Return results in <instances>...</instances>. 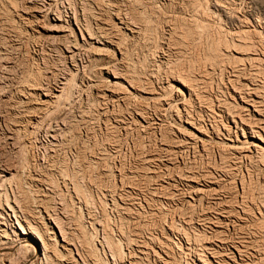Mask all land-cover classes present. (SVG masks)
I'll return each mask as SVG.
<instances>
[{
  "label": "rangeland",
  "instance_id": "1",
  "mask_svg": "<svg viewBox=\"0 0 264 264\" xmlns=\"http://www.w3.org/2000/svg\"><path fill=\"white\" fill-rule=\"evenodd\" d=\"M44 2L0 0V168L17 172L19 180L7 181L3 192L10 201L14 196L21 201L18 200V205L21 206L19 215L22 219H27L29 215L32 224L41 225L47 223V218L51 216L74 238L73 259L63 251L62 263L56 261L54 264H71L75 258L79 260L76 264H165V261L198 264L203 253L207 255L203 254V257L208 262L211 260L209 252L217 253L226 264H244L245 261V264H264V159L245 142L243 136L246 133L249 138L252 128L259 130L262 126L264 129V116L253 110L244 111L243 116L247 114L244 116L247 118L245 130H236L232 138L234 142L223 139L224 135L227 138L225 130L217 135L219 138L205 136L203 142L196 141L195 144L183 138V135L195 132L190 124L192 122L208 129L209 133L216 125L221 128V125H233L217 115L221 109L238 114L239 101L232 99L233 84L236 87L243 84L259 87L264 98V83H261L264 82V0ZM36 5L45 12L44 18L35 22L25 13L27 8ZM115 13L122 14L123 20L140 34L131 37L125 30L112 32L113 27L109 26L117 27L119 23ZM54 14L61 17V25L52 20ZM203 23H207V27L202 30L206 26ZM56 28L58 30H53ZM245 30L250 34L249 38L261 41L256 45L262 43L253 52L258 53L257 56L252 55L258 61L242 64L239 67L244 68L240 69L241 77L237 75L236 83H230L232 70L237 68L232 60L234 51H230V56L222 55L221 63L217 64L219 68H216V63L209 61L210 48L214 40L222 38L232 42L240 38ZM88 34L98 39L101 35H116L122 40L123 55L111 47H104L103 51L97 39L91 40ZM73 46L81 48L79 51L78 47L74 57L67 52ZM253 72L261 75H251ZM113 74L133 81L135 86L130 87L125 80H121L128 92L124 90L126 94L118 99H102L93 86L111 85L115 81ZM65 77L71 79V85L62 100L51 99L52 104L47 107L49 110L46 106L39 107L45 114L40 111L36 119L29 117L24 108L27 89L42 88V92L53 94V97L61 90V81ZM184 83L196 90L194 92L199 100L188 98ZM146 92L154 94L147 95ZM41 97L38 96V102L42 101ZM236 147L249 151H237ZM243 150L247 152L243 153ZM227 211L234 213L227 214ZM174 221L179 231L172 233L169 226ZM56 230L60 234L59 229ZM121 233L136 238L137 246L143 244V251L149 252L142 255L135 251L137 247L129 248ZM151 239L156 242L162 239L159 243L164 241V246L172 243L168 252L171 254H163ZM206 247L213 250L209 251ZM120 250H123L122 259L118 255ZM31 252H21L13 261L18 262L15 264L20 261L25 263L24 258L29 261L33 256ZM220 254H223L222 257ZM1 258L0 264L8 263Z\"/></svg>",
  "mask_w": 264,
  "mask_h": 264
},
{
  "label": "bare ground",
  "instance_id": "2",
  "mask_svg": "<svg viewBox=\"0 0 264 264\" xmlns=\"http://www.w3.org/2000/svg\"><path fill=\"white\" fill-rule=\"evenodd\" d=\"M14 1H16V0H14ZM29 1V0H28ZM50 1H53V0H50ZM55 1V0H54ZM67 1V0H66ZM9 2H11V1H9ZM45 2H46V0H45ZM44 2V3H45ZM64 2V1H63ZM62 2V3H63ZM197 2V1H196ZM231 2H233V1H231ZM4 3V2H3ZM49 3V2H48ZM172 3V2H171ZM223 3V2H222ZM110 4V3H109ZM209 4V3H208ZM234 4V3H233ZM12 5H14V4H12ZM16 5H17V3H16ZM49 5H52L51 3H49ZM113 5V4H112ZM230 5V4H229ZM235 5H237V4H235ZM19 6V5H18ZM58 6V5H57ZM117 6V5H116ZM115 6V7H116ZM197 6V5H196ZM202 6V5H201ZM28 7V6H27ZM48 7V6H47ZM16 7H14V9H15ZM19 8V7H18ZM237 8V7H236ZM236 8H234V10L236 9ZM43 9V8H42ZM41 8H40V6H32V7H29V8H27V11H26V13L25 14H27L28 16H29V19H32V20H34L35 22L36 21H38V20H41V19H43L44 18V12H45V10L43 11ZM110 9V8H109ZM232 9H233V7H232ZM16 10V9H15ZM18 10V9H17ZM25 10H26V8H25ZM155 10V9H154ZM196 10V9H195ZM199 10V9H198ZM205 10V9H204ZM200 11V10H199ZM24 12V11H23ZM119 12V11H118ZM154 13V12H153ZM235 13V12H234ZM162 14V13H161ZM120 15H122V14H120V13H115V18L117 19V20H119V23H117V27H116V25H114V26H109V27H113V29H111L112 30V32H113V30H115V31H119L120 32V30L119 29H121V30H125V33H127L129 36H131V37H135L136 35H138V33L140 34V32H138V30H136L135 28H133L132 26H130L127 22H125L124 20H123V18L120 16ZM135 15V14H134ZM59 16V15H58ZM57 15H55L54 14V18L52 19V20H54V22H56L57 24H60L61 25V23H62V19H61V17L59 18ZM61 16V15H60ZM69 16V15H68ZM186 16V15H185ZM207 16H208V14H207ZM24 17V16H23ZM27 17V16H26ZM64 17V16H63ZM74 17H75V14H74ZM209 17V16H208ZM69 18V17H68ZM73 18V17H72ZM76 19V18H75ZM210 19V18H209ZM208 19V20H209ZM26 20H27V18H26ZM146 20V19H145ZM194 20H196V19H194ZM29 21H31V20H29ZM65 21H66V18H65ZM76 21V20H75ZM31 22H33V21H31ZM35 22H33V23H35ZM68 22V21H67ZM206 22V21H205ZM204 22V23H205ZM221 22V21H220ZM39 23V22H38ZM77 23H78V21H77ZM77 23H75V24H77ZM131 23H133V22H131ZM130 23V24H131ZM199 23V22H198ZM203 23V25H206V26H204V27H202V30H203V28H205V27H207V23L206 24H204ZM247 23V22H246ZM37 24V23H36ZM72 24V23H71ZM210 24H211V22H210ZM64 25V24H63ZM119 25V26H118ZM133 25L135 26H139V25H137V24H135V23H133ZM148 25V24H147ZM193 25V24H192ZM202 24H201V26H203ZM243 25V24H242ZM252 25V24H251ZM41 26V25H40ZM78 26H80V24L78 25ZM142 26V25H141ZM144 26V25H143ZM208 26L210 27L211 25H209V23H208ZM244 26V25H243ZM253 26V25H252ZM256 27V26H255ZM101 28H103V27H101ZM104 28H106V27H104ZM103 28V29H104ZM138 28H140V27H138ZM143 28V27H142ZM158 28V27H157ZM193 28V27H192ZM197 28V27H196ZM199 28H200V26H199ZM80 29V28H79ZM107 29V28H106ZM141 29V28H140ZM146 29H147V27H146ZM206 29V28H205ZM204 29V30H205ZM53 30H58L57 28L56 29H53ZM87 30V29H86ZM85 30V31H86ZM105 30V29H104ZM109 30V29H108ZM144 30V29H143ZM196 30V29H195ZM194 30V31H195ZM250 30V29H249ZM89 31V30H88ZM101 31H102V29H101ZM194 31H193V34H194ZM206 31H208V29L206 30ZM206 31L204 32V34L206 33ZM251 31V30H250ZM56 32H60V31H56ZM99 32V31H98ZM104 31H102L101 33H103ZM111 32V33H112ZM191 32V31H190ZM196 32V31H195ZM221 32L223 33V31L221 30ZM246 32V30L244 31V32H242V34L244 33V35H242L241 33H237L236 35H238V34H241V35H239L240 36V38L238 37V39H234L232 42L231 41H225V40H223L222 38H221V40L219 39L218 41H215L214 39V41H213V43H212V45H211V48H210V60L209 61H213V63L215 64L216 63V65L218 64V63H221V61H222V55L225 57L226 55L228 56L231 52L230 51H234V53L232 54V56H233V59L232 60H234L235 61V65H236V67L238 68H235L234 67V65H233V67H234V69L232 70V74H231V79L229 80L230 81V83H233V82H235L236 80V78H238L239 76L241 77V75H239V73L244 69H242V68H240V69H242L241 71H240V69H239V67H241L242 66V64H244L245 65V62H251L252 64L255 62V61H258L257 60V57L256 58H254V57H252V55H256V54H258V53H256V54H253V52H255V49H256V46L257 47H260V46H262V43H259L260 44V46H258V45H256V43L259 41V42H261L260 40H258L257 42H255L254 40L255 39H253V37H252V39L251 38H249V36H248V34L249 33H245ZM80 33H82V30H81V32ZM100 33V34H101ZM109 33V32H108ZM110 33V34H111ZM121 33V32H120ZM199 34H201L200 32H198ZM256 33V32H255ZM85 34V33H84ZM91 34V33H90ZM90 34H88L89 35V37H90V39L91 40H93V39H95L93 36H91ZM94 34V33H93ZM104 34V33H103ZM113 34V33H112ZM143 34V33H142ZM195 34H197V33H195ZM219 34V33H218ZM97 35H98V33H97ZM144 35V34H143ZM203 35V34H202ZM201 35V36H202ZM235 34H233V36H234ZM235 35V36H236ZM250 35V34H249ZM140 36V35H139ZM142 36V35H141ZM194 36V35H193ZM192 36V37H193ZM232 36V35H231ZM251 36H252V34H251ZM195 37V36H194ZM196 37H198L197 35H196ZM83 38H85V37H83ZM119 38V37H118ZM118 38H116V35H109V36H104V35H101V38H96L97 40H96V42L99 44V45H101V46H103V51H104V47H111V48H113V49H117L120 53H121V55H123L122 54V40L121 39H118ZM224 38V37H223ZM235 38V37H234ZM54 39V38H53ZM86 39V38H85ZM233 39V38H232ZM202 40V39H201ZM77 43L76 44H78V45H80L79 43H78V41H76ZM95 42V43H96ZM75 44V45H76ZM87 44H89V43H87ZM94 44V43H93ZM258 44V43H257ZM71 45V44H70ZM74 45V44H73ZM125 45V44H124ZM127 45V44H126ZM234 46V47H233ZM78 47H79V51H80V46H77V47H74L73 46V48H70L69 47V49L67 50V52L68 53H70V55H72V57H74V56H77V54L75 55V53H76V50L78 49ZM93 47V46H92ZM95 47V46H94ZM125 47V46H124ZM66 48V47H65ZM226 48V49H225ZM232 48H235V49H232ZM97 50V49H96ZM100 50V52H101V49H99ZM124 50V49H123ZM259 50H261V49H259ZM258 50V51H259ZM107 51V50H106ZM257 51V52H258ZM106 53V52H105ZM225 53V54H224ZM230 54V55H231ZM229 55V56H230ZM226 56V57H227ZM257 56V55H256ZM65 59V58H64ZM226 59V58H225ZM224 59V60H225ZM260 59H262L261 57H260ZM74 61V60H73ZM123 61V60H122ZM146 61V60H145ZM207 61V60H206ZM230 62V61H229ZM232 62V61H231ZM61 63V62H60ZM91 63V62H90ZM207 63V62H206ZM226 63V62H225ZM233 63V62H232ZM250 63V64H251ZM257 63V62H256ZM214 64H213V66H214ZM219 65V64H218ZM218 65L216 66V68L218 67ZM230 65H232V64H230ZM247 65V64H246ZM221 66H223V65H221ZM221 66H220V68H221ZM226 66V64L224 65V67ZM255 66V65H254ZM254 66L252 67L253 68V70H254ZM257 66V65H256ZM230 67V66H229ZM244 67V66H243ZM214 68H215V66H214ZM219 68V67H218ZM225 68H227V67H225ZM214 70V69H213ZM226 70V69H225ZM256 70V69H255ZM257 70H258V68H257ZM222 71H224V69L222 70ZM248 71V70H247ZM247 71H245L244 70V72H247ZM259 71H261V69L259 70ZM92 73V72H91ZM109 73H111V71H109ZM135 73V72H134ZM242 73V72H241ZM74 74V73H73ZM245 74V73H244ZM254 74V72L253 73H251V75H253ZM257 75H261V73H256ZM256 74H254V75H256ZM237 75H239V76H237ZM134 76V75H133ZM245 76V75H244ZM250 75H248L247 77H249ZM264 76V75H263ZM232 77H233V79H232ZM243 77V76H242ZM252 77V76H251ZM258 77V76H257ZM72 78V77H71ZM113 78L115 79V81L114 82H112V84L110 85H108V86H106L105 84L103 85L102 84V82H100L101 84V86H93V88H95V90L97 91V95L100 97V98H104V97H107V98H112V99H118L121 95H124V94H126L128 91L127 90H125V88H124V84H123V82L121 81V80H125V82H127L128 83V85L130 86V87H134L135 85L133 84L134 82L132 81H128V80H126V78H121V77H118V76H116V75H114L113 74ZM245 78V77H244ZM242 79V78H241ZM248 79V78H247ZM253 79V78H252ZM264 79V78H263ZM245 80V79H244ZM251 80V79H250ZM254 80H256V79H254ZM104 81V80H103ZM239 81V80H238ZM241 81V80H240ZM248 81V80H247ZM257 81H260V79H258ZM256 82V81H255ZM254 81H253V83H255ZM236 83V82H235ZM238 83V82H237ZM261 83H264V82H261ZM106 84H108V83H106ZM239 84V83H238ZM260 84V83H259ZM71 85V79H68V78H64L62 81H61V90H59V91H57L58 92V94L57 95H54L53 97H51V95H53V94H46V92L44 93V92H42V91H44V90H42V88L41 89H33V91L29 88V89H27V92H26V97L24 98V99H27L26 101H25V105H24V108L26 109V112H27V115L29 116V117H31L32 119H36L37 118V116H38V113L40 112V111H42V109L41 108H39L40 106H46V109H47V107H49L51 104H50V100L51 99H55L56 101H58V100H60L62 97H64L65 95L64 94H67V93H65V91L67 90V88L69 87ZM95 85V84H94ZM184 86H185V88L187 89V96H188V98L189 99H191V100H194L195 98H197V97H199V96H197L196 94H195V92H194V90L191 88V87H188L185 83L183 84ZM209 85V84H208ZM247 85V84H246ZM246 85L245 84H243V85H241L242 87H236L234 84H233V86H232V99L234 100V101H239V104H238V107H240V110H239V112H238V114H236V115H234V114H231L230 112H228V111H226V110H219L220 111V114H217V115H219L220 117H222V118H225L227 121H228V123L229 122H231V123H233V125H227L226 126V124L225 125H221L222 126V128L219 126L218 127V125H216L214 128H213V131L211 132V133H209L210 131L208 130V129H204L201 125L199 126L198 124H196V123H194V122H192V123H190L191 124V126H193V129H194V131L195 132H193V134H189V135H185V137H184V135H183V138L186 140V141H191L192 143H196V141H204L203 139H204V137L205 136H208V137H210V138H213L214 139V136H219V135H221L222 134V131L221 130H225V132L227 133L226 135H227V138H226V136L224 135L225 133H223V135H224V140H227V141H230V142H234V140L232 139L233 138V135L234 134H236V130H242L243 132H244V130H245V128H244V126H246V122H247V118L245 119L244 118V116H246V115H244L243 116V112L244 111H248V112H251V110H253V112H255L256 114H258L259 116H264V98H262V96H263V94H262V96L260 95V88L259 87H254V88H252V87H250L249 85H247V89H246ZM254 85V84H253ZM257 85V84H256ZM261 85V84H260ZM92 86V85H91ZM249 86V87H248ZM258 86V85H257ZM72 87V86H71ZM226 87V86H225ZM263 87V86H262ZM70 88V87H69ZM244 88V89H243ZM134 89H136V88H134ZM46 90V89H45ZM124 90H125V92H124ZM138 91L140 90V89H137ZM47 91V90H46ZM51 91V90H50ZM53 91V90H52ZM196 91V90H195ZM263 91H264V89H263ZM263 91H261V93L263 92ZM68 92V91H67ZM140 92V91H139ZM197 93V92H196ZM146 94L147 95H153L154 93H147L146 92ZM43 96V98L41 99L42 101H40V102H38L37 101V98H38V96ZM24 96V95H23ZM186 96V97H187ZM197 96V97H196ZM127 97V96H126ZM150 97V96H149ZM106 98V99H107ZM122 98H124V97H122ZM185 99H187V98H185ZM62 100V99H61ZM197 100H199V98H197ZM55 101V102H56ZM117 101V100H116ZM160 101H162V100H160ZM166 101V100H165ZM190 101V100H189ZM53 102V101H52ZM188 102V101H187ZM58 103V102H57ZM166 103H168V102H166ZM50 104V105H49ZM164 104V103H163ZM183 104H185V103H183ZM56 105V104H55ZM60 105V104H59ZM170 105V104H169ZM168 105V106H169ZM54 106V105H53ZM58 106V105H57ZM162 106H164V105H162ZM61 107V106H60ZM154 107V106H153ZM170 107V106H169ZM172 107V106H171ZM222 107V106H221ZM50 108V107H49ZM52 108V107H51ZM54 108V107H53ZM69 108H70V106H69ZM210 108V107H209ZM43 109H44V107H43ZM151 109V108H150ZM219 109V108H218ZM227 109H228V107H227ZM47 110H49V109H47ZM52 110V109H51ZM231 111V110H230ZM43 112V111H42ZM235 112V111H234ZM44 113V112H43ZM40 114V113H39ZM42 114V113H41ZM45 114V113H44ZM252 114V113H251ZM250 114V115H251ZM86 116V115H85ZM218 116V117H219ZM248 116H249V114H248ZM39 117H41V116H39ZM43 117V116H42ZM55 117V116H54ZM216 117V116H215ZM214 117V118H215ZM41 119V118H40ZM249 119H251V118H249ZM215 120V119H214ZM224 120V119H223ZM223 120H221V121H223ZM231 120V121H230ZM257 120V119H256ZM259 120V119H258ZM31 121H33V120H31ZM37 121V120H36ZM260 121V120H259ZM217 122V121H216ZM263 122V121H262ZM32 123V122H31ZM36 123H38V122H36ZM213 123H214V121H213ZM250 123V125H251V123H252V121L251 122H249ZM216 124V123H215ZM223 124V123H222ZM258 124V123H257ZM261 124V123H260ZM20 125V124H19ZM248 125V124H247ZM262 125V124H261ZM214 126V125H213ZM255 126V125H254ZM254 126H252V127H254ZM251 127V128H252ZM180 130V129H179ZM27 131V130H26ZM207 131H209V132H207ZM221 131V133H219ZM238 132V131H237ZM207 133H209V134H207ZM61 134V133H60ZM245 134L246 133H244L243 134V136H244V138H245V142L246 143H249L250 145H251V147H253L257 152H258V154L261 156H259L260 158H262V159H264V129H262V126L259 128V130H253V128L251 129V131L249 132V138L248 137H246L245 136ZM217 136V137H218ZM237 136V135H236ZM58 137V136H57ZM238 137V136H237ZM219 138V137H218ZM220 138H222V137H220ZM28 139V138H27ZM238 141H239V138H236ZM220 140H222V139H220ZM215 141V140H214ZM178 142V141H177ZM226 142V141H225ZM241 142V141H240ZM219 143H220V141H219ZM191 144V143H190ZM245 144V143H244ZM179 145V144H178ZM178 145L177 146H175V148L176 147H178ZM206 145V144H205ZM226 145V144H225ZM235 145V144H234ZM183 146V145H182ZM227 146V145H226ZM230 146V145H229ZM228 146V147H229ZM239 147V146H238ZM238 147H236V149L238 148ZM247 147V146H246ZM224 148V147H223ZM230 148V147H229ZM234 149L235 147H231V149ZM248 148H250V147H248ZM235 149V150H236ZM241 149H244V147H242V148H238L237 149V151L239 150V151H241ZM245 149H247V148H245ZM244 149V150H245ZM120 150V149H119ZM175 150V149H174ZM205 150H206V148H205ZM221 150V149H220ZM229 150V149H228ZM243 150V153L245 152ZM248 151H249V149H247ZM247 150H246V152H247ZM251 150V149H250ZM236 151V152H237ZM169 152V151H168ZM173 152V151H172ZM195 152V151H194ZM224 152V151H223ZM230 152V151H229ZM233 152V151H232ZM242 152V151H241ZM241 152H240V154H241ZM245 152V153H246ZM252 153V152H251ZM214 155V154H213ZM228 155V154H227ZM242 155V154H241ZM250 155V154H249ZM31 156V155H30ZM245 156V155H244ZM243 156V157H244ZM252 156V155H251ZM246 157H248V156H246ZM253 157H255V156H253ZM258 157V158H259ZM229 158V157H228ZM249 158H250V156H249ZM256 158V157H255ZM226 159V158H225ZM254 159V158H253ZM249 160H252V159H249ZM258 160H260V159H258ZM14 163V162H13ZM27 164V163H26ZM264 164V163H263ZM76 165V164H75ZM69 167V166H68ZM150 168V167H149ZM223 168V167H222ZM120 169V168H119ZM191 170V169H190ZM189 172V171H188ZM193 172V171H192ZM16 170H10V169H8V168H5V167H1L0 168V256L2 257L1 259H3L4 261L5 260H7V264H15V263H18V262H14L15 260H14V258L16 259L17 257H15V256H17V255H19L21 252H33V256L31 257V259L29 260V261H27V259H25L24 258V260H26V262L25 263H23V264H42V263H46V264H54V262H56V263H62V258H63V254L65 253V254H70V257H71V260L73 259V257H72V251H74V250H72V245H74L75 246V244H73V242L75 241L74 240V238L73 237H71L70 236V233L68 234L65 230H64V228L60 225V223L56 220V219H53V217L51 218V216H49L47 219H48V221H47V223H45V224H43V223H41V225H35V224H32V222H30V219H29V215H28V218L27 219H29V220H27V219H22V217L19 215V213L20 212H22L21 210H20V208H21V206L19 207V203L21 202L19 199H18V197L17 196H14L13 197V199H12V201H10L8 198H6L5 196V194H4V187H5V184H6V182L7 181H14L15 179L17 180L18 178H16V176L18 177V175H16ZM157 173V172H156ZM34 175V174H33ZM122 175V174H121ZM21 176V175H20ZM68 176V175H67ZM210 176V175H209ZM191 177V176H190ZM197 177V176H196ZM207 177V176H206ZM69 178V177H68ZM204 178V177H203ZM211 178V177H210ZM183 179V178H182ZM191 179V178H190ZM194 180H195V178H193ZM202 179V178H201ZM19 180V179H18ZM114 180V179H113ZM197 180V179H196ZM21 181V180H20ZM204 181V180H203ZM212 181V180H211ZM17 182V181H16ZM19 182V181H18ZM52 182V181H51ZM190 182H191V180H190ZM194 182H196V181H194ZM197 182H198V180H197ZM8 183H10V182H8ZM117 183V182H116ZM209 183V182H208ZM211 183H213V182H211ZM12 184H13V182H12ZM11 184V185H12ZM200 184V183H199ZM214 184V183H213ZM134 185V184H133ZM146 185V184H145ZM217 185V184H216ZM18 187V186H17ZM19 187H21L20 186V183H19ZM19 187H18V189H19ZM197 187V186H196ZM9 188V187H8ZM78 188V187H77ZM190 188V187H189ZM221 188V187H220ZM251 188V187H250ZM13 189V188H12ZM8 190V189H7ZM76 190H79V189H76ZM195 190V189H194ZM193 190V191H194ZM214 190V189H213ZM215 190H216V188H215ZM214 190V191H215ZM13 191V190H12ZM85 191V190H84ZM187 191V190H186ZM192 191V192H193ZM218 191L219 190H217L216 192H217V194H218ZM20 192H21V190H20ZM201 192V191H200ZM199 192V193H200ZM204 192H206V190H204ZM203 191L201 192V194L202 193H204ZM212 192V191H211ZM225 192V191H224ZM13 193V192H12ZM17 193H18V191H17ZM186 193V192H185ZM196 193V192H195ZM208 193V192H207ZM7 194V193H6ZM76 194H78V192L76 193ZM79 195H80V192H79ZM180 195V194H179ZM196 195V194H195ZM197 195H198V192H197ZM196 195V196H197ZM204 195H205V193H204ZM212 195V194H211ZM214 195V194H213ZM8 196V195H7ZM104 196V195H103ZM120 196V195H119ZM122 196V195H121ZM10 197V196H9ZM79 197V196H78ZM84 197V196H83ZM124 197V196H123ZM130 197V196H129ZM192 197V196H191ZM198 197V196H197ZM3 198H5L4 200L6 201V203L5 204H3ZM11 198V197H10ZM85 198V197H84ZM127 198V197H126ZM131 198V197H130ZM193 198V197H192ZM211 198V197H210ZM244 198V197H243ZM120 199H121V197H120ZM195 199H196V197H195ZM194 198H193V200H195ZM216 199V198H215ZM18 200L20 201V202H18ZM35 200V199H34ZM126 200V199H125ZM127 200H128V198H127ZM132 200V199H131ZM244 200V199H243ZM246 200V199H245ZM123 201V200H122ZM251 201V200H250ZM126 202V201H125ZM130 202V201H129ZM228 202V201H227ZM232 202V200L230 201V203ZM243 202V201H242ZM11 203H13V204H11ZM30 203V202H29ZM22 204V203H21ZM125 204V203H124ZM228 204V203H227ZM130 205V204H129ZM134 205V204H133ZM157 205V204H156ZM191 205V204H190ZM231 205H232V203H231ZM3 206H6L7 208H3ZM28 206V205H27ZM29 206H31V205H29ZM194 206V205H193ZM220 206V205H219ZM225 206V205H224ZM244 206V205H243ZM229 207H230V205H229ZM25 208V207H24ZM45 208V207H44ZM221 208H223V206H221ZM30 210H31V207L29 208ZM46 209V208H45ZM44 209V210H45ZM127 209V208H126ZM216 209H218V208H216ZM215 209V210H216ZM23 210V209H22ZM47 210V209H46ZM189 210V209H188ZM214 210V209H213ZM223 210V209H222ZM232 210V209H231ZM24 211V210H23ZM29 211V210H28ZM117 211V210H116ZM204 211V210H203ZM220 211V210H219ZM218 211V212H219ZM247 211V210H246ZM36 212V211H35ZM211 212H212V210H211ZM226 212V211H225ZM228 212H233V211H227V214H228ZM33 212L31 211V213L30 214H32ZM42 213V212H41ZM47 213H49V212H47ZM190 213V212H189ZM205 213V212H204ZM234 213V212H233ZM232 213V214H233ZM248 213V212H247ZM23 214H25V213H23ZM22 214V215H23ZM26 214H27V212H26ZM43 214V213H42ZM50 214V213H49ZM48 214V215H49ZM124 214V213H123ZM216 214H220V213H216ZM221 214H223V213H221ZM262 214V213H261ZM37 215V214H36ZM51 215V214H50ZM187 215H188V213H187ZM186 215V216H187ZM212 215V214H211ZM231 215V214H230ZM229 215V216H230ZM235 215V214H234ZM24 216V215H23ZM42 216V215H41ZM44 216H46V215H44ZM191 216V215H190ZM218 216V215H217ZM221 216H223V215H221ZM225 216V215H224ZM228 216V217H229ZM232 216V215H231ZM237 216V215H236ZM235 216V217H236ZM263 216V215H262ZM26 217V216H25ZM24 217V218H25ZM31 217H32V215H31ZM34 217V216H33ZM36 217V216H35ZM38 217V216H37ZM207 217V216H206ZM210 217H212V216H210ZM215 218H217L216 216H214ZM242 217V216H241ZM38 218H40V217H38ZM239 218V217H238ZM41 219V218H40ZM210 219V218H209ZM212 219V218H211ZM237 219V218H236ZM244 219V218H243ZM42 220V219H41ZM44 220V219H43ZM190 220V219H189ZM218 221L220 220V217L217 219ZM227 220V219H226ZM240 220H242V219H240ZM34 221V220H33ZM36 221V220H35ZM40 220H38V222H39ZM56 221V222H55ZM204 221H206V219L204 220ZM208 221V220H207ZM236 221V220H235ZM234 221V222H235ZM239 221V220H238ZM192 222V221H191ZM240 222V221H239ZM242 222H244L243 220H242ZM194 223V222H193ZM207 223H209V224H212L213 223V221H212V223H210V222H207ZM224 223V222H223ZM170 224V223H169ZM176 225V223H175V221H174V223H171V225L169 226L170 228H169V230L172 232V233H174V232H176V231H179L178 230V227H175V225ZM186 224H187V222H186ZM189 224H190V222H189ZM203 224V223H202ZM219 224H221V223H219ZM225 224V223H224ZM235 224V223H234ZM191 225V224H190ZM189 225V226H190ZM206 224L204 223V226H205ZM213 225H215V224H213ZM228 225V224H227ZM231 225H232V223H231ZM216 226V225H215ZM219 226V225H218ZM93 227V226H92ZM188 227V226H187ZM207 227H208V225H207ZM210 227V226H209ZM225 227V226H224ZM233 227H234V225H233ZM56 228H58L59 229V231H60V234H58V232H57V230H56ZM141 228V227H140ZM181 228V227H180ZM182 228H184V226L182 227ZM203 228V227H202ZM229 228V227H228ZM204 229V228H203ZM211 229H212V227H211ZM213 229H215V228H213ZM137 230V229H136ZM135 230V231H136ZM185 230V229H184ZM219 230V229H218ZM227 230V229H226ZM242 230V229H241ZM245 230V229H244ZM247 230V229H246ZM118 231V230H117ZM142 231V230H141ZM140 231V232H141ZM217 230H215V232H216ZM223 231V230H222ZM243 231V230H242ZM122 232L124 233V231L122 230ZM134 232V231H133ZM139 232V233H140ZM185 232V231H184ZM183 232V233H184ZM244 232V231H243ZM120 233V232H119ZM137 233V232H136ZM135 233V234H136ZM138 233V234H139ZM168 233V232H167ZM166 233V234H167ZM181 233V232H180ZM196 233V232H195ZM214 233V232H213ZM222 233V232H221ZM225 233V232H224ZM223 233V234H224ZM241 233V232H240ZM245 233H247V232H245ZM122 234V233H121ZM126 234V233H125ZM131 234H132V232H131ZM137 234V235H138ZM141 234V233H140ZM170 234V233H169ZM211 234V233H210ZM218 234V233H217ZM217 234H216V236H217ZM223 234L221 235V236H223ZM225 234H227V233H225ZM120 235V234H119ZM127 235V234H126ZM133 235V234H132ZM171 235V234H170ZM174 235V234H173ZM182 235V234H181ZM184 235V234H183ZM239 235V234H238ZM244 235V234H243ZM254 236H255V234H253ZM122 236H123V239L126 241V243H127V246L130 248V247H137L136 249H135V251L137 250V252H139V254H147L148 252H145V251H143V247H141V246H143V244L141 245L140 244V246H137L138 244H136V238H131V236H129V234H128V236H125V235H123L122 234ZM213 236V235H212ZM221 236H219V237H221ZM169 237V236H168ZM168 237H166V238H168ZM208 237V236H207ZM214 237V236H213ZM239 237H241L240 235H239ZM141 238V237H140ZM162 238H164V235H163V237ZM170 238V237H169ZM199 238H201V237H199ZM198 238V239H199ZM205 238V237H204ZM234 238H235V236H234ZM236 238H237V236H236ZM243 238V237H242ZM248 238V237H247ZM250 238V237H249ZM253 238V237H252ZM251 238V239H252ZM154 239V238H153ZM153 239H151L152 240V243L154 244V245H156L155 247H158V249L163 253V254H165L166 256H168V255H170L168 252H169V246L171 247V245H172V243H171V245H169V246H164L163 244L165 243L164 241L162 242L163 244H161V243H159L162 239H160V241L159 242H156V241H154ZM157 239V238H156ZM192 239V238H191ZM195 239H196V241H197V238H196V236H195ZM210 239V238H209ZM214 239V238H213ZM226 239V238H225ZM225 239H223L222 240V242L223 243H225L224 242V240ZM245 239H246V237H245ZM250 239V240H251ZM140 240V239H139ZM138 240V241H139ZM171 240V239H170ZM189 240V239H188ZM187 240V241H188ZM200 240H202V239H200ZM204 240V239H203ZM212 240V239H211ZM216 240V239H215ZM219 240H221L220 238H219ZM218 240V241H219ZM231 240V239H230ZM234 240V239H233ZM138 241H137V243H138ZM168 241V240H167ZM195 241V242H196ZM206 241V240H205ZM229 241V240H228ZM228 241H226L227 243H229ZM238 241V240H237ZM241 241V240H240ZM245 242H246V240H244ZM243 240L241 241V242H244ZM169 242H173V241H169ZM209 243H210V241H208ZM212 242V241H211ZM221 242V243H222ZM248 242V241H247ZM251 242V241H250ZM75 243V242H74ZM85 243V242H84ZM116 243V242H115ZM125 243V242H124ZM143 243V242H142ZM145 243V242H144ZM149 243V242H148ZM204 243V242H203ZM207 243V242H206ZM213 243H214V241H213ZM231 243H232V241H231ZM239 243V242H238ZM249 243V242H248ZM247 243V244H248ZM146 244V243H145ZM152 244V245H153ZM166 244V243H165ZM189 244H191V243H189ZM198 244V243H197ZM200 245H201V243H199ZM216 244H218V243H216ZM240 244V243H239ZM242 244V243H241ZM240 244V245H241ZM245 244V243H244ZM84 245V244H83ZM149 244H147V246H148ZM203 245H205V243L203 244ZM228 245V244H227ZM249 245V244H248ZM56 246H57V248H58V246L61 248V249H59V251H58V249L56 248ZM110 246V245H109ZM147 246L145 247L144 246V248H147ZM150 246H151V244H150ZM184 246V245H183ZM198 246V245H197ZM232 246V245H231ZM245 246V245H244ZM166 247H168V251L166 250L167 248ZM186 247H188L187 245H186ZM211 247V246H210ZM210 247H206L207 248V250H209V251H212L213 249L212 248H210ZM219 247V246H218ZM241 247V246H240ZM245 247H247V246H245ZM256 247V246H255ZM124 248V247H123ZM152 248H154L153 246H152ZM174 248V247H173ZM184 248V247H183ZM205 248V249H206ZM210 248V249H209ZM225 248V247H224ZM223 248V249H224ZM235 248V247H234ZM237 248V247H236ZM254 248V247H253ZM31 249V250H30ZM75 249H76V247H75ZM121 249V248H120ZM131 249H133V248H131ZM196 249V248H195ZM202 249V248H201ZM200 249V250H201ZM204 249V248H203ZM221 249H222V246H221ZM246 249V248H245ZM250 249V248H249ZM262 249V248H261ZM80 250V249H79ZM117 250V249H116ZM127 250H130V249H127ZM148 250H150V249H148ZM199 250V249H198ZM197 250V251H198ZM199 250V251H200ZM217 250V249H216ZM228 250V249H227ZM232 250V249H231ZM238 250V249H237ZM239 250H240V248H239ZM242 250V249H241ZM258 250V249H257ZM63 251H64V253H63ZM122 251L123 250H120V252H118V255L121 257V259H122ZM189 251V250H188ZM224 251V250H223ZM229 251H230V249H229ZM256 251V250H255ZM31 252V253H32ZM130 252H132V251H130ZM193 252V251H192ZM196 252V251H195ZM201 252V251H200ZM199 252V253H200ZM205 252V251H204ZM217 252V251H216ZM246 252V251H245ZM151 253V252H150ZM149 253V254H150ZM155 253V252H154ZM158 253V252H157ZM175 253V252H174ZM229 253V252H228ZM231 253V252H230ZM229 253V254H230ZM239 254H240V252H238ZM242 253V252H241ZM135 254V253H134ZM204 255H205V253H203ZM203 254H201L202 256H200L199 254V261H198V264H209V262H210V264H226L219 256H217L216 254L217 253H210L209 252V254L211 255V260L208 262V260L207 259H205L204 257H203ZM227 254V253H226ZM248 254V253H247ZM21 255V254H20ZM27 255H29V253H27ZM156 255V254H155ZM157 255H159V254H157ZM161 255V254H160ZM159 255V256H160ZM197 255V254H196ZM221 255V257H222V255L223 254H220ZM24 256L26 257V253L24 254ZM136 256V255H135ZM145 256V255H144ZM158 256V257H159ZM205 256H207V255H205ZM229 256V255H228ZM240 256H242V254L240 255ZM22 257V256H21ZM69 257V258H70ZM130 257H132L131 255H130ZM150 257V256H149ZM148 257V258H149ZM156 257V256H155ZM154 257V258H155ZM162 258H163V256H161ZM233 257V256H232ZM238 257V256H237ZM244 257V256H243ZM242 257V258H243ZM247 257V256H246ZM65 258V257H64ZM67 258V257H66ZM134 258V257H133ZM139 258V257H138ZM162 258H160V259H162ZM229 258V257H228ZM234 258H235V255H234ZM68 259V258H67ZM66 259V260H67ZM140 259H141V257H140ZM143 259V258H142ZM145 259V258H144ZM147 259V258H146ZM150 259V258H149ZM159 259V260H160ZM223 259H225V258H223ZM232 259V258H231ZM237 260H238V258H236ZM241 259V258H240ZM263 259V258H262ZM2 260V261H3ZM14 260V261H13ZM64 261H65V259H63ZM76 258H75V261H72L74 264H76ZM131 260H133V259H131ZM138 260V259H137ZM176 260V259H175ZM243 260V259H242ZM245 260V259H244ZM249 260V259H248ZM78 262H79V260H77ZM233 261V260H232ZM235 261V260H234ZM6 262V261H5ZM67 262V261H66ZM130 262V261H129ZM139 262V261H138ZM161 262V261H160ZM173 261H171V263H172ZM238 262V261H237ZM249 262V261H248ZM73 263H71V264H73ZM170 262H168V261H165V264H171ZM176 263V262H175ZM245 263H246V261H245ZM244 263V264H245ZM19 264H21V261H20V263ZM78 264V263H77ZM86 264V263H85ZM139 264V263H138ZM162 264V263H161ZM173 264V263H172ZM177 264V263H176ZM229 264H231L230 262H229ZM238 264V263H237ZM257 264V263H256Z\"/></svg>",
  "mask_w": 264,
  "mask_h": 264
}]
</instances>
